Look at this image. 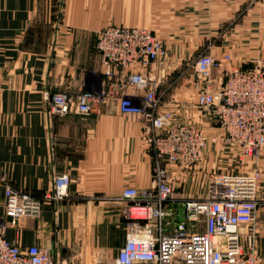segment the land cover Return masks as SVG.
Here are the masks:
<instances>
[{"label": "crops", "instance_id": "obj_1", "mask_svg": "<svg viewBox=\"0 0 264 264\" xmlns=\"http://www.w3.org/2000/svg\"><path fill=\"white\" fill-rule=\"evenodd\" d=\"M106 26L145 28L163 41L168 58L148 71L160 80V108L175 123L203 127L208 139L219 135L218 124L196 106L188 64L206 50L222 65L213 71L217 85L223 68L264 61V0H0V219L10 220L3 215L6 184L41 199L54 174H67L68 199L43 202L37 217L18 218L5 233L20 250L46 249L61 264H112L126 238L122 191L152 188L146 125L120 112L119 91L87 117L73 106L48 114L46 92L64 90L75 100L106 90L96 49ZM232 160L208 142L200 164L175 171L174 197L201 194L212 172L238 173ZM248 165L246 172L261 167L264 198V156ZM174 208L179 221L181 206ZM256 251L264 258V212Z\"/></svg>", "mask_w": 264, "mask_h": 264}, {"label": "built area", "instance_id": "obj_2", "mask_svg": "<svg viewBox=\"0 0 264 264\" xmlns=\"http://www.w3.org/2000/svg\"><path fill=\"white\" fill-rule=\"evenodd\" d=\"M96 49L106 90L71 97L64 90L46 92L49 115H65L73 106L83 117L97 104L121 93L120 112L142 118L154 153L152 188H126L120 200L127 218L126 238L112 264H264L256 251V220L264 212L258 195L260 165L247 169L249 161L264 156V62L249 70L221 71L215 84L213 71L221 62L209 53L199 54L184 71L194 76L195 104L210 112L219 135L208 139L206 130L193 123H175L173 112L160 108V80L148 72L168 58L163 42L141 27L106 26L97 32ZM225 61H230L228 55ZM227 150L238 173L208 175L204 192L174 197V173L201 163L208 144ZM51 188L41 199L4 190V217L0 219V264H61L46 249L20 250L5 238L9 225L24 217H37L43 202L68 199L70 178L52 176ZM181 206V219L174 221Z\"/></svg>", "mask_w": 264, "mask_h": 264}, {"label": "rangeland", "instance_id": "obj_3", "mask_svg": "<svg viewBox=\"0 0 264 264\" xmlns=\"http://www.w3.org/2000/svg\"><path fill=\"white\" fill-rule=\"evenodd\" d=\"M228 30H229V28H228ZM161 41H162V40H161ZM162 42H163V41H162ZM163 45H164V44H163ZM164 46H165V45H164ZM165 48H166V50H167V52H168V49H167L166 46H165ZM204 49H205V48H204ZM202 52H203V50H202L201 52H199L196 56H198V55L201 54ZM205 52H207V51L205 50L203 53H205ZM207 53H208V52H207ZM196 56H194V57H196ZM260 60H261V59H260ZM260 60H259V61H260ZM262 62H264V61H262ZM255 64H256V63H255ZM255 64H254V65H255ZM254 65H253V66H254ZM239 69H241V68H239ZM241 70L246 71L245 69H241ZM247 167H249V165H247ZM243 171L246 172L245 169H244ZM247 171H250V170H247ZM191 196H196V194L191 195Z\"/></svg>", "mask_w": 264, "mask_h": 264}]
</instances>
